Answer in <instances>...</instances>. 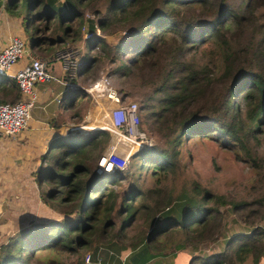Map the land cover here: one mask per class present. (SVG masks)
Returning <instances> with one entry per match:
<instances>
[{"label":"trees","instance_id":"trees-1","mask_svg":"<svg viewBox=\"0 0 264 264\" xmlns=\"http://www.w3.org/2000/svg\"><path fill=\"white\" fill-rule=\"evenodd\" d=\"M87 7L102 17H85ZM0 8L22 21L31 49L46 59L84 44L81 69L108 65L102 75L126 79L128 89L117 88L123 102L138 95L141 109H154L158 133L163 112L174 113L163 145L140 149L114 173L98 166L107 131L60 134L37 174L50 217L23 219L0 245V264H86L88 254L91 264H153L183 252L190 264L263 263L264 0H0ZM0 79V104L21 101L17 81ZM188 136L236 145L258 171L251 197L211 192L196 180L170 184ZM136 159L151 173L133 171Z\"/></svg>","mask_w":264,"mask_h":264},{"label":"rangeland","instance_id":"rangeland-1","mask_svg":"<svg viewBox=\"0 0 264 264\" xmlns=\"http://www.w3.org/2000/svg\"><path fill=\"white\" fill-rule=\"evenodd\" d=\"M26 3L25 1H22L20 4V12H24L26 9ZM96 7L94 8H84L85 10V17L87 14H91V18L93 20H97L100 17H102V13L99 12L100 14H94L92 13V10H95ZM12 18V19H11ZM18 21V22H17ZM13 14H10L7 12L5 9L0 8V40L3 38V36L6 37L7 34L9 36L11 34L13 36H20L22 37L25 42H26V51L24 53V59H26L27 55L29 54L28 51L31 49L30 44H29V34L25 30L24 25H22V21ZM101 33V32H100ZM16 34V35H14ZM101 33L100 35H102ZM123 35L122 32L108 36L110 40L112 38H120V36ZM83 42L80 41L77 44L80 46ZM101 45H99L100 47ZM32 50V49H31ZM79 54H80V65L81 62L83 61L84 54L82 52V48L78 47ZM100 48L97 47V44L95 43L93 47V55H97L99 52ZM33 52V53H32ZM66 52V51H65ZM32 53V54H31ZM31 57H44V55L39 54L37 51L32 50L30 51ZM64 52H61L56 59H46L49 61L48 65V71L52 73L58 80V77H62L63 73V68L65 67V63L60 56H62ZM30 57V56H29ZM28 57V59H29ZM21 59L19 62L20 65L24 64L26 60ZM108 68V65L104 66V70L98 69V66L95 67H89L87 69H83L82 73L89 72V76L93 79L97 78L99 79L102 76V72L105 71V69ZM111 68V67H110ZM10 77V76H9ZM7 77V80H3V83L7 86H10V79ZM66 77V76H64ZM77 78V79H76ZM70 81L67 82L68 84L71 82V86L79 89L81 92L78 96L81 98L80 102H75L73 112H82L85 118L86 117V111L88 105L86 104L88 97H87V92L85 89L81 88V85L83 83L79 80V77H67ZM113 85L120 89L121 87H124L128 89L127 85L124 83L126 79H121L118 80L115 77H111ZM78 80V82H76ZM57 80H51L49 83L54 82ZM66 81V79H65ZM135 81V80H134ZM89 87L90 84H86ZM128 91V90H124ZM37 94L38 90H37ZM37 95V98H38ZM136 95L135 97H127V100H131L133 102H137V104L141 108V102L138 100L139 98ZM130 98V99H129ZM11 100V99H9ZM38 100V99H37ZM36 101V105H37ZM160 103H157L156 106H160ZM35 105V107H36ZM144 108V107H143ZM83 109V110H82ZM175 112V111H174ZM140 116L142 119V125L139 127L140 131L145 134L147 138L152 139V143L154 144H161L162 143V137L165 132L169 130V132H172L171 127L174 126L173 122V117L174 113L172 110H165L163 112V119L160 120L159 125L162 128V131L164 130L163 134L158 133L157 127L153 125L154 119L151 118L147 111H145V108L140 111ZM67 118L70 120V122L73 121V118L71 117V114L67 116ZM80 116L74 118L75 124H71L70 126V131L74 128L76 129L77 127L79 128L76 130L75 133L69 135H77V134H88V133H93L96 131L100 126V123H93L90 124L89 122H86V124H89L88 126L85 124L83 125V121L78 119ZM96 128V129H90V127ZM72 127V129H71ZM82 127V128H81ZM82 132H79L83 130ZM92 132H87L91 131ZM78 131V132H77ZM222 138H217L216 139H211V138H206V137H200V136H188L184 139V143L180 146L181 154H180V162L181 163V170L177 175H170V184H174L176 188H179L180 182L182 180H196L198 181L205 189L210 190L211 192L215 193H220V194H226L228 197L232 198H250L251 197V191H252V185L256 184L255 179H256V172H258L256 169H254L250 163L247 161H242L241 157L237 154L238 149L236 148V145H234L232 142H227L224 143L221 141ZM107 145V144H106ZM106 147V146H105ZM261 149L264 151V138H262L261 141ZM105 150V148H104ZM103 150V152H104ZM140 149H137L136 152H138ZM49 151V149H48ZM47 152V151H46ZM45 152V153H46ZM135 152V153H136ZM41 154L42 156L45 154ZM134 153V154H135ZM7 155L11 156L9 153H5L4 157L6 159H3L4 161V166L8 162ZM103 155V154H102ZM12 157V156H11ZM101 159V158H100ZM100 161V160H99ZM138 159L134 160L132 162L133 168L132 170L139 173L142 172L145 176L147 172L151 173L152 171V165L150 163H145L142 162V166H139ZM20 169L24 171L22 167L15 166L14 164L12 165L11 163L8 164V168L4 170V179L3 182L0 183V195L4 197V195L10 190L11 196H15L19 194L18 192H26L25 196L29 195L30 189L27 185H22L23 182H26L27 184V176L21 175L23 177L22 180H18L17 178H14V176L21 174ZM132 171V172H133ZM25 172V171H24ZM176 179V181L172 179ZM147 182L151 184L152 182V177L147 176ZM42 187H45L43 184ZM26 189V190H25ZM37 203V200H36ZM35 203V204H36ZM33 204V203H32ZM54 213V212H53ZM55 214V213H54ZM228 217V222L232 221L233 216L230 214L227 215ZM238 229V228H236ZM7 239V238H6ZM6 239H2L0 243H4ZM216 248V246H214ZM213 248V246L211 247ZM210 248L208 246L202 247V251L200 254H207L209 252ZM51 254L56 255L55 252L51 251ZM126 255V254H125ZM68 255L64 254L63 258H66ZM192 256V255H191ZM75 258V257H73Z\"/></svg>","mask_w":264,"mask_h":264},{"label":"crops","instance_id":"crops-1","mask_svg":"<svg viewBox=\"0 0 264 264\" xmlns=\"http://www.w3.org/2000/svg\"><path fill=\"white\" fill-rule=\"evenodd\" d=\"M12 35L13 34L9 36V34H7L6 37L3 36L0 40V51L6 46ZM81 48L83 52L87 53L88 48H86L84 44L81 45ZM30 51L32 50L30 49L28 51L29 54L26 59L23 58L26 60L25 64L24 61L22 65L18 63L7 74L13 75L23 68L31 60V54L33 52L30 54ZM82 70L83 69L80 67L78 77L83 83L81 88L85 89L87 92L88 85L86 84H90L94 79L89 76V72L82 73ZM65 75L66 73L63 68L62 77H58L60 82L37 83L36 89L39 93L38 102L32 112L28 127L15 138L0 139V183H2L4 179V170L8 168V164L11 163L12 165L14 164L24 169L25 172L20 169L22 173L14 176V178L22 180L23 177H21V175L27 176V184L23 182L22 185H27L31 192L27 196H25L26 192H18L19 194L11 196L9 190L4 197L0 195V242L2 239L4 240L15 235L20 230V223L22 224L25 215L49 216L51 214L50 208L46 206L40 198L43 182L38 180L37 174L42 164L41 154L48 151L51 144L60 134L67 135L68 132H70V126L75 124L74 118L80 116L78 121L82 120L83 125H85L86 122L90 124L100 123L102 126L111 124L110 113L114 110L113 108H116V105L105 98L95 100L88 92L86 117L82 118L84 117L82 112H73L75 102L81 101V98L78 96L81 92L79 89L72 87L71 82L69 84L67 83L70 80L64 77ZM3 76L5 75H0V77ZM76 82H78V80H76ZM58 98L62 100L61 103L58 102ZM70 114L73 118L72 122L67 118ZM86 125L88 126L89 124ZM102 130L108 132L105 128ZM71 134H73V132H71ZM5 153H9L12 157L7 155L8 162L5 167H3V159H6L4 157ZM1 244L2 243H0V245ZM128 254L129 253H124L123 259H125ZM191 259L192 256L190 254L183 252L175 259L165 258L153 264H190ZM247 264L251 263L249 262ZM262 264H264V261Z\"/></svg>","mask_w":264,"mask_h":264},{"label":"built area","instance_id":"built-area-1","mask_svg":"<svg viewBox=\"0 0 264 264\" xmlns=\"http://www.w3.org/2000/svg\"><path fill=\"white\" fill-rule=\"evenodd\" d=\"M87 37L90 36L87 35ZM25 51L26 42L20 36L11 37L6 46L0 51V75L15 79L23 97L21 101L15 104H0V139L15 138L28 127L35 103L38 101L37 83L51 80L60 82L48 71L49 61L46 58L37 56L31 57V60L15 74H7L24 58ZM60 58L65 63V76L77 77L80 69L79 50L64 52ZM87 92L95 100L105 98L116 105V108H113L114 110L110 113L111 124L98 127L99 130L107 129L110 135L98 164L99 171L112 173L117 170H124L130 161V157L137 149L154 144L152 139L147 138L139 129L142 125L140 111L143 109L136 102L130 101L127 104L123 102L122 96L113 85L111 77L106 74H103L99 79L95 78L87 88ZM58 102L61 103L62 100L58 98ZM145 111L154 119L153 125L158 129L156 125L157 117L153 116L152 113L154 109H145ZM90 129L96 128L91 126ZM85 263H92L90 254L87 255Z\"/></svg>","mask_w":264,"mask_h":264},{"label":"water","instance_id":"water-1","mask_svg":"<svg viewBox=\"0 0 264 264\" xmlns=\"http://www.w3.org/2000/svg\"><path fill=\"white\" fill-rule=\"evenodd\" d=\"M82 128V127H81ZM79 128L77 127L76 129H72L70 132H68V135H71V132H73V133H75L76 132V130H78ZM97 130H99V129H97ZM82 131H84V129L83 130H81V131H79V132H82ZM78 132V131H77ZM87 132H92V131H87ZM31 215L30 214H27V215H25L24 216V218H25V223H27V220H28V218L30 217Z\"/></svg>","mask_w":264,"mask_h":264},{"label":"clouds","instance_id":"clouds-1","mask_svg":"<svg viewBox=\"0 0 264 264\" xmlns=\"http://www.w3.org/2000/svg\"><path fill=\"white\" fill-rule=\"evenodd\" d=\"M109 133V132H108ZM103 154V153H102ZM115 172V171H114ZM114 172H112V173H114Z\"/></svg>","mask_w":264,"mask_h":264}]
</instances>
